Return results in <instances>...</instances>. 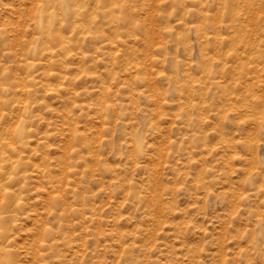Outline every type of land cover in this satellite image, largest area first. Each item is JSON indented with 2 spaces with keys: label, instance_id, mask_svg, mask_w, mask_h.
Here are the masks:
<instances>
[{
  "label": "rangeland",
  "instance_id": "1",
  "mask_svg": "<svg viewBox=\"0 0 264 264\" xmlns=\"http://www.w3.org/2000/svg\"><path fill=\"white\" fill-rule=\"evenodd\" d=\"M0 264H264V0H0Z\"/></svg>",
  "mask_w": 264,
  "mask_h": 264
}]
</instances>
